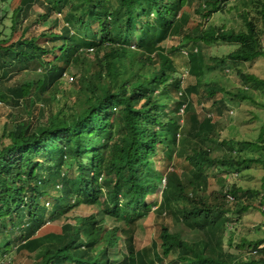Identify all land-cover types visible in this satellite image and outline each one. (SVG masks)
<instances>
[{
    "label": "trees",
    "instance_id": "trees-1",
    "mask_svg": "<svg viewBox=\"0 0 264 264\" xmlns=\"http://www.w3.org/2000/svg\"><path fill=\"white\" fill-rule=\"evenodd\" d=\"M203 1L197 12L207 19L218 11L220 1ZM38 2L20 0L19 8L11 13L13 31ZM187 3L56 0L42 5L45 11L37 21L47 24L51 19L50 24L59 31L41 33L50 41L40 44V36L30 33L29 27L22 30L15 42L6 44L0 39V104L9 95L11 105H21L27 113V117L15 116L22 118L15 121L7 141L0 135V264H11L14 255L21 253L32 259L28 264H137V228L141 217L149 212L161 222L165 255L174 247H183L193 253L194 262L199 264H264V239L259 241L260 249L258 243L253 244L258 259L230 260V254L222 252L215 237L219 226L215 227L213 220L216 214L230 212L227 204L219 198L214 203H199L187 190L205 186V163L234 168L252 162L264 170V129L257 141L220 140L211 116L203 115L202 119L193 108L191 97L198 94V86L183 87V80L175 77L177 70L172 58L161 45L175 34L187 36L194 44L186 52L193 74L201 72L202 63L195 57L199 51L196 45L201 43L237 44L238 49L223 62L264 58V0L260 14L261 44L260 33H256L247 10L239 12L245 30L209 26L197 29L193 37L181 23L169 19L177 16ZM62 4L69 7L64 18H70L71 24L61 22L62 14L54 11L61 10ZM149 4L156 11L152 19ZM144 22L155 26L149 41L135 39ZM247 43H255L259 49L248 53L243 48ZM93 49L95 56L88 59L86 55ZM55 51L68 58L66 64L43 60L44 54ZM70 63L79 68L80 77L71 79L72 92L78 95L69 96L66 101L70 99L71 103L64 101L65 105L54 113L34 114V110L42 111L37 103H47L61 88ZM22 64L35 70L39 66L45 69L37 79L22 83L12 76L15 68L21 70ZM145 65L154 66L147 76L143 75ZM241 77L243 85L252 82L264 95V78L242 73ZM146 88L148 91L144 92ZM218 92L264 109V98L254 99L249 88H239L237 92L206 88L202 98L212 100L215 106ZM212 143L220 145L223 153H215ZM58 145L60 150H56ZM180 145L192 165V177L186 182L167 170ZM160 153L165 159L164 187L159 199L148 202L147 197L156 185L152 156ZM225 186L222 192L231 194L233 201L227 200L226 193L223 199L234 203L233 214L251 207L236 201L238 193L261 194ZM261 186L264 191V175ZM105 193L112 195L113 205ZM118 194L124 195L131 206L120 208ZM49 198L52 205H47ZM188 207L197 209V219H186ZM139 210L143 211L141 215H137ZM47 224L56 226L42 232ZM232 240L230 237L229 242ZM236 246L247 247L245 240ZM145 247L141 251L143 258L157 264L152 249Z\"/></svg>",
    "mask_w": 264,
    "mask_h": 264
},
{
    "label": "rangeland",
    "instance_id": "rangeland-1",
    "mask_svg": "<svg viewBox=\"0 0 264 264\" xmlns=\"http://www.w3.org/2000/svg\"><path fill=\"white\" fill-rule=\"evenodd\" d=\"M29 10L28 14L21 18V26L17 30L11 29V13L20 6V0H0V39H4L6 44L15 42L22 33V30L29 27V32L33 35H39L38 42L44 44L50 41L49 37L41 36L42 32L47 33H59V31L50 24L49 19L47 24H43L38 21L39 16L44 14L45 9L42 7L46 2L53 3L56 0H39ZM219 9L213 12L209 18L203 19L202 15L197 12L199 5H203L204 1L187 0L185 7L180 10L177 16H170L169 19L173 23H181L183 28L190 32L195 37L196 30L207 29L209 26H215L221 29H234L236 31L245 30L244 22L239 12L243 10L248 11V16L251 18L252 25L255 27L256 33H260V44L262 43V26L260 22L261 4L263 0H219ZM61 10H56L62 14L60 21L63 23H70V18H64L65 13L69 11V7L62 4ZM150 9L149 16L152 19L155 14V9L151 4L148 5ZM58 9V8H57ZM78 14V13H77ZM97 29V28H93ZM155 30L154 25H148L144 22L138 29L139 36L135 39L149 41L153 37ZM95 32V31H94ZM51 43V42H50ZM162 47L165 48V53L169 55L176 67L175 77L183 80V87L189 85H197V93L192 95L193 108L196 114L203 119V115L211 116L213 122L217 124V130L220 134V140L223 138H235L237 140L257 141L259 134L264 129V109L254 105L250 101H234L230 95L217 93L215 100L218 102L213 106V101L208 98H202V95H206V88L219 89L223 88L230 92H237L239 88L250 89V92L254 99H263L264 95L260 88L254 83L249 82L248 85L244 84V79L241 77V73L245 75H253L255 77L264 78V58L262 56L254 59L238 60V61H226L223 62V58L229 55L231 52L238 49V45L234 43L219 41L211 45L198 44L199 51L195 56L202 63L200 66L201 72L193 74L191 70V58L186 56V52L194 45L187 36L175 34L168 40L162 42ZM262 46V45H261ZM248 53L258 50V46L255 43H247L243 47ZM96 49H93L89 54H85L88 59L94 58ZM51 53V52H50ZM44 54L43 60L46 63L63 65L67 63V57L60 51L54 53ZM144 67V66H143ZM21 70L15 68L12 72L14 79L20 82L31 81L37 79L44 72V67L39 66L36 70L28 68L26 65H20ZM154 69L152 65H145L143 69V75H148L151 70ZM19 70V71H18ZM189 70V72H187ZM67 75L62 77L61 88L57 93L51 95L48 102L37 103L38 107H41L42 111L34 110L36 115H49L54 113L65 105V102L69 96H77L76 91L73 90V83L80 77L79 68L73 63L67 65ZM74 81L71 82V78ZM147 92L148 89H143ZM142 91V92H143ZM59 99V100H58ZM201 102L198 103L197 100ZM202 99V100H201ZM66 102L71 103V100ZM203 104V105H202ZM169 108V107H168ZM23 116L27 117L23 106H13L10 103L9 95L5 98L4 102L0 104V135L6 136L13 129L15 121H18ZM7 141V140H6ZM5 141V142H6ZM59 144V143H58ZM178 147V146H177ZM204 147H207L206 143ZM184 146L180 145L177 148V152L173 157L172 164L168 167V171H173L180 178L186 182V180L192 177L191 168L192 165L185 158L186 154L182 153ZM61 146H56V150H60ZM212 150L219 154L223 153V149L217 143H212ZM164 157L160 153L157 156H152L153 166L155 169L154 179L156 185L151 189L148 202H152L160 198L161 189L164 187L163 178L166 172L163 167ZM205 186L202 188L188 187V191L192 193L199 203L216 201L219 198L224 204H227L230 212L224 214H216L214 220V226H219V231L215 232V237L219 240L222 252H228L230 254V260L242 261L246 259H258L259 254L254 249L255 243H258L260 249L262 244H259L260 240L264 239V200L261 197L264 196L262 190L261 180L264 175L263 167L256 163H243L237 167H215L208 163L203 166ZM237 173V175H236ZM236 186L243 191H259L261 194L253 193H238L237 202L245 204H251V207L240 214H233L234 203H226L223 199L222 186ZM225 186V187H226ZM222 188V189H221ZM105 198L112 203V195L105 193ZM117 199L120 202L117 205L120 208L131 206L125 201L124 195L118 194ZM263 202V204H262ZM53 200L48 199L47 205H52ZM129 208V207H128ZM186 219L188 221L197 219L199 212L197 209L188 207L186 209ZM143 213L139 210L137 215ZM212 215V213H211ZM143 218V219H142ZM12 219V218H11ZM51 226L55 224H47L44 226L42 232L50 231ZM162 225L158 221L153 212L146 213L144 217H141V222L137 228L136 233V258L140 260V264H150V261L145 260L142 256L143 247L152 249V257L157 264H199L194 262L193 253L183 247H174L168 255L164 254L162 248L161 239ZM232 238V242H229V238ZM241 240H245L247 247L240 248L236 246ZM13 250V248H10ZM145 256V255H144ZM32 261L27 254H17L12 258L11 264H28ZM146 261V262H145ZM259 264V263H257Z\"/></svg>",
    "mask_w": 264,
    "mask_h": 264
},
{
    "label": "clouds",
    "instance_id": "clouds-1",
    "mask_svg": "<svg viewBox=\"0 0 264 264\" xmlns=\"http://www.w3.org/2000/svg\"><path fill=\"white\" fill-rule=\"evenodd\" d=\"M71 79H72V78H71ZM224 193H226L225 190L223 191V194H224ZM225 195H226V198H227V200H228L229 202L233 201V196H232L231 194L226 193ZM136 261H137V264H140V262H139V260H137V258H136Z\"/></svg>",
    "mask_w": 264,
    "mask_h": 264
}]
</instances>
